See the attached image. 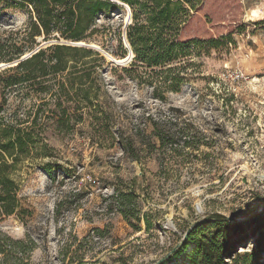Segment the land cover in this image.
I'll return each mask as SVG.
<instances>
[{
    "label": "rangeland",
    "instance_id": "1",
    "mask_svg": "<svg viewBox=\"0 0 264 264\" xmlns=\"http://www.w3.org/2000/svg\"><path fill=\"white\" fill-rule=\"evenodd\" d=\"M125 13L124 6L115 4L98 15L96 30L81 40L116 68L99 77L103 106L119 117L126 134L152 118L175 133L179 143L187 140L194 146L175 154L138 149L137 160H132L118 144L91 139L87 122L62 130L50 127L43 134L46 147L34 149L47 155L32 152L18 161L14 178L20 185V207L0 220V231L31 237L37 244L30 256L33 264H76L81 255L86 264H191L187 254L193 244L179 257H166L196 222L220 214L228 219L234 247L226 260L264 264V0H202L181 26L179 39L227 35L231 42L224 40L225 45L207 54L191 45L181 62L183 70L170 72H181L184 79L174 91L158 87L162 98L150 84L138 83L122 70L132 62L133 51L123 64L107 57L122 58L119 43L124 57L130 53L124 31L131 18L126 22ZM28 26L25 7L0 1V44L5 45L0 58L10 44L21 43ZM35 38L40 41L37 49L75 43ZM10 90V108L39 106L35 96L25 95L31 91L26 85ZM148 133L147 128L139 138L147 141ZM132 177L137 202L152 220L148 231L143 223L133 231L110 206L113 187L130 186ZM251 252V262L237 259Z\"/></svg>",
    "mask_w": 264,
    "mask_h": 264
},
{
    "label": "trees",
    "instance_id": "2",
    "mask_svg": "<svg viewBox=\"0 0 264 264\" xmlns=\"http://www.w3.org/2000/svg\"><path fill=\"white\" fill-rule=\"evenodd\" d=\"M0 1L25 7L29 15V26L21 43L10 44V50L0 58V63L16 61L34 50L40 44V41L36 42V36L43 35L44 41L86 40L96 30L98 15L111 11L116 4L112 0ZM119 1L131 10V23L126 26L124 34L135 54L129 67H122V70L138 83L150 84L159 98L163 95L156 93L158 87L174 91L184 79L181 72L174 75L170 72L183 70L181 62L191 45L201 47L207 54L212 48L225 45L224 40L231 42V37L227 35L218 39H190L185 42L179 39L181 26L202 0ZM118 46L124 57L125 49L121 43ZM4 47L0 44V51ZM106 69L116 71L99 51L84 45L55 42L39 47L30 56L0 70V220L16 214L20 207V185L14 178L18 161L32 152L47 155L46 151L34 149L39 144L46 147L43 134L50 127L62 130L68 125L73 127L87 122L91 139L118 144L132 160H137L138 149L158 148L175 154L184 147L194 146L187 140L179 143L174 139L175 133H169L164 123L152 118L148 125L130 129L132 132L126 134L127 127L122 129L119 117L113 115L108 106L104 107L100 99L104 93L99 77ZM157 83H160L159 86ZM23 85L31 89L25 95L40 100L36 109L31 107L21 111L19 104L9 107L10 89ZM48 104L53 107L44 110L42 106ZM82 108L85 111H81ZM6 111L10 115H4ZM22 112L23 115H20ZM147 128L148 140L145 141L139 137L145 135ZM45 169L48 170V167L45 166ZM135 183L136 177H132L130 186L113 187L110 206L133 231L141 230L142 223L148 231L152 220L137 202ZM228 223L227 217L220 214L209 215L196 222L166 258L172 260L179 257L193 244V250L187 254L191 264H231L226 260L234 248L228 236ZM36 246L29 236L14 238L0 231V264H33L30 256ZM253 252L238 255L237 259L251 262ZM83 258L79 256L76 264H86Z\"/></svg>",
    "mask_w": 264,
    "mask_h": 264
},
{
    "label": "bare ground",
    "instance_id": "3",
    "mask_svg": "<svg viewBox=\"0 0 264 264\" xmlns=\"http://www.w3.org/2000/svg\"><path fill=\"white\" fill-rule=\"evenodd\" d=\"M118 4H120V5H122V6H124L126 8V10L128 11V13H125L124 16L126 17V22L130 21L131 12H130V9L128 8V5H126L125 3L121 2V1H119ZM80 43H82V42L80 41ZM132 55H133V52L130 51V53H129V55L127 57H122V58H118V59H115V60H117V62H121V63H117V64H123L128 59H131ZM3 64H6L8 66V65L13 64V62H9V63L1 62L0 65H3ZM3 67H5V66H3ZM0 68H2V67L0 66ZM243 251H244L243 248H241L239 252H243Z\"/></svg>",
    "mask_w": 264,
    "mask_h": 264
},
{
    "label": "water",
    "instance_id": "4",
    "mask_svg": "<svg viewBox=\"0 0 264 264\" xmlns=\"http://www.w3.org/2000/svg\"><path fill=\"white\" fill-rule=\"evenodd\" d=\"M113 2H115L116 4H118V0H112ZM128 8H129V6H128ZM74 45H78V46H81V45H84L83 43H79V42H75V43H73ZM43 45V44H42ZM90 47H93V46H90ZM129 47V50L130 51H132L131 50V48H130V46H128ZM94 48V47H93ZM36 50H37V48H35ZM32 50V51H30V52H28V53H26V54H24L20 59H18V60H16V61H13V64H11V65H8V66H12V65H14V64H16V62H18L19 60H22V59H24V58H26V57H28V56H30L32 53H34L36 50ZM106 55V54H105ZM128 55H129V53H128ZM127 55V56H128ZM107 56V55H106ZM108 58H109V60H111L114 64H117V63H121V62H117V60H115V58H113V57H111V56H107ZM124 62V61H123ZM1 67H3V66H7L6 64H3V65H0ZM188 232V231H187ZM186 232V233H187ZM164 260V258L160 261V262H162Z\"/></svg>",
    "mask_w": 264,
    "mask_h": 264
}]
</instances>
